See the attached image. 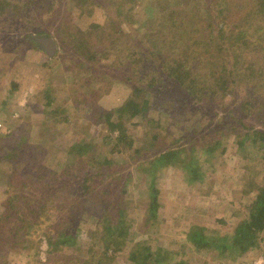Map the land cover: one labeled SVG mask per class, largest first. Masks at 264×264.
I'll return each instance as SVG.
<instances>
[{
    "label": "trees",
    "instance_id": "trees-1",
    "mask_svg": "<svg viewBox=\"0 0 264 264\" xmlns=\"http://www.w3.org/2000/svg\"><path fill=\"white\" fill-rule=\"evenodd\" d=\"M71 1L78 2L0 0V38L6 39L0 46L16 51L23 45H38L36 35H52L57 51L54 56L47 53L49 61L44 64L52 68H48L52 74L53 62L60 61L78 78L70 89L63 87L73 101H85L93 89L102 86L105 91L118 82L131 88L120 105L110 109L96 105L92 110L94 123L110 129L111 134L102 138L113 152L121 150L127 122L147 117L156 101L160 116L148 120L145 141L134 145L127 158L103 156L93 142L74 144L67 152L70 173L56 172L50 178L48 172L53 171L43 162L46 149L29 139L32 124L0 135V186L5 199L0 214V264H11L9 253L15 248L40 262L43 241L48 244L46 264H57L61 256L66 264L70 259L64 248L77 244L82 221L94 212L107 232L105 248L114 255L127 251L131 264H189L186 259H175L179 251L160 245L154 248L148 238L136 240L125 249L131 228L125 194L135 178L131 167L138 174L148 175L146 224L155 227L162 206L156 178L165 168L179 167L188 184L202 181L197 152L206 149L212 153L221 143L220 137L229 135L235 136L244 155L254 148L264 160V99L261 94L257 97L261 101L250 98L248 87L241 86H264V44L258 40L263 36L264 0H257L258 7L232 0H188L166 10L175 13L171 23L150 27L141 38L122 32L118 21L125 16L122 4L115 7L117 18L94 21L82 29L74 15L62 13L61 7ZM90 1L93 4L94 0ZM103 2L107 7L117 3ZM157 2L160 0L154 4ZM92 10L86 5L82 12ZM36 49L44 51L40 46ZM8 68L0 65V92L7 84ZM52 83L42 87L47 107L56 99L54 92L59 86ZM5 89L9 98H1L2 111L11 115L28 110L17 104L22 95L18 81H11L10 88ZM206 103L218 104L216 108L222 113L205 112ZM63 110L57 107L50 111L56 122ZM173 114L176 121L183 118L175 133L170 131L169 122ZM198 116L194 127L188 125ZM227 117L231 121H226ZM19 129L22 134L13 139ZM38 135H43L42 129ZM36 149L41 151L38 155ZM74 166L87 168L83 177ZM249 191L256 195L232 232L200 224L188 227L186 239L195 249L216 250L219 258L230 259L261 247L264 184H249L246 193Z\"/></svg>",
    "mask_w": 264,
    "mask_h": 264
},
{
    "label": "rangeland",
    "instance_id": "rangeland-1",
    "mask_svg": "<svg viewBox=\"0 0 264 264\" xmlns=\"http://www.w3.org/2000/svg\"><path fill=\"white\" fill-rule=\"evenodd\" d=\"M77 1L65 4L68 11H66L65 5L61 7V10L62 13L65 11L67 14L74 15L78 20L77 25L82 29H86L94 21L108 22L111 17L117 18L115 7L117 4H122L125 16L118 20L123 29L122 32L138 38L147 33L152 26L162 27V24L171 23L175 13L168 14L166 10L171 9V6L185 5L188 2V0H160L154 4L155 0H136L135 2L133 0H118V2L112 0L117 3L107 7L104 0H101L102 4L100 5L98 4L100 0H94L93 4L90 0ZM233 1L239 5H247V7L250 5L258 7L257 0H232V3ZM86 5L93 9L91 13L82 12ZM261 33L263 36L258 40L264 44V29L261 30ZM36 36H34V40L38 42L35 39ZM0 39L2 42L6 41V39ZM37 46L43 49V45L39 42L38 45L34 43L23 45L22 49L16 51L8 50V46H0V65L5 64L7 68L9 66L7 84L2 85L3 89L0 92V122L2 123L0 135L10 133L12 130L16 131L19 127L28 128L26 125L32 124L33 131L29 139L31 142L38 141L39 145H43L46 149L43 152L45 156L43 162L47 168L53 171L48 172L49 178L55 176L56 172L58 174L61 172L70 173L67 152L74 144L93 142L96 150L103 156L127 158L129 150L134 145L145 141L148 120L160 116L158 110L160 105L157 101L147 117H139L127 122L126 133L120 145L121 150L113 152L112 146L104 144L102 138L103 135L111 134V131L104 124L94 123L92 110L96 105H100L104 109L120 105L131 88L118 82L107 87L105 91L102 86L93 89L90 96L88 93L85 95V101H73L63 87L70 89L71 83L78 78H75L72 71L60 61L59 63L53 62L54 67L51 74L49 69L52 68L44 64L49 61L47 52L45 49L44 51L36 49ZM55 53L51 56H54ZM4 60L6 61L4 62ZM13 80L20 83L22 91L17 104L20 106L23 104V107L28 109L27 113L26 111H16L9 115L6 111L1 110V98H9L5 87L10 88V83ZM48 81H53L52 86L57 84L61 87L55 86L54 96L56 99L53 104L47 107L42 87L47 85ZM250 85H241L245 86L244 88L248 87L247 94L251 96L250 98L253 97L258 101L264 99V86L255 89L254 84ZM256 85L258 86L259 83ZM260 94L262 99L257 98ZM82 98L84 97L80 99ZM57 107H62L64 110L60 120L56 122L50 111ZM206 107L205 112L208 110V112L219 111L222 113L221 108H216L218 104L214 107L210 103H206ZM62 117L68 118L62 120ZM176 119L177 115L169 116V122L172 125L170 131L173 133L177 131V127L180 126L178 124L183 120L182 117H179L178 121ZM199 119V116L196 117L188 125L193 126ZM226 121H231V119L227 117ZM208 125L212 127L210 123ZM20 129L13 139L22 134ZM40 129H42L43 135L39 136ZM117 134L118 131L113 133L115 136ZM220 139L221 143L212 153L208 152V154L206 149H201L196 154V158L202 166L204 175L202 181L186 183L182 177L181 169L176 165L165 168L156 178L162 206L155 227H151V223L146 224L147 208L150 202L148 175L138 174L134 166L131 167L135 178L125 194L128 220L131 224L130 234L126 240V250L136 240L148 238L154 248L160 245L179 251L175 254V259H186L189 264H264V240L258 249L252 250L242 257L228 259L219 258L216 250L198 251L186 239V231L193 224L232 232L236 224L247 215L248 206L256 195V192L252 191L246 193L247 186L249 184H264V160L260 157L259 152L253 148L244 155L234 135L221 136ZM248 143L250 144V142ZM1 150L0 155L2 154ZM36 150L35 154L38 155L41 151ZM40 159L42 158L40 157ZM74 170L83 177L87 168L74 166ZM4 201L3 187L0 186V214L5 209ZM106 244L107 232L100 223L99 214L97 212L90 213L81 223L77 244L64 248L66 257L70 259L66 264H131L127 258V251L114 255L112 251L105 248ZM41 249L40 262L31 260L29 252L18 248L9 253V260L11 264H46V250L48 249L46 241L42 242ZM64 263V258L61 256L57 264Z\"/></svg>",
    "mask_w": 264,
    "mask_h": 264
},
{
    "label": "water",
    "instance_id": "water-1",
    "mask_svg": "<svg viewBox=\"0 0 264 264\" xmlns=\"http://www.w3.org/2000/svg\"><path fill=\"white\" fill-rule=\"evenodd\" d=\"M35 39L43 45V49L49 54L53 55L57 50V43L52 36H36Z\"/></svg>",
    "mask_w": 264,
    "mask_h": 264
},
{
    "label": "built area",
    "instance_id": "built-area-1",
    "mask_svg": "<svg viewBox=\"0 0 264 264\" xmlns=\"http://www.w3.org/2000/svg\"><path fill=\"white\" fill-rule=\"evenodd\" d=\"M2 126V123L0 122V127Z\"/></svg>",
    "mask_w": 264,
    "mask_h": 264
},
{
    "label": "crops",
    "instance_id": "crops-1",
    "mask_svg": "<svg viewBox=\"0 0 264 264\" xmlns=\"http://www.w3.org/2000/svg\"><path fill=\"white\" fill-rule=\"evenodd\" d=\"M22 106H24V105L22 104Z\"/></svg>",
    "mask_w": 264,
    "mask_h": 264
}]
</instances>
